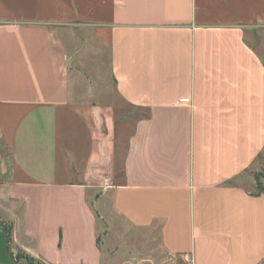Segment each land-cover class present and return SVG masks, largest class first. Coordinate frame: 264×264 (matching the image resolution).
<instances>
[{"label": "crops", "instance_id": "0c3cea01", "mask_svg": "<svg viewBox=\"0 0 264 264\" xmlns=\"http://www.w3.org/2000/svg\"><path fill=\"white\" fill-rule=\"evenodd\" d=\"M263 29L264 0H0V264H264Z\"/></svg>", "mask_w": 264, "mask_h": 264}, {"label": "rangeland", "instance_id": "374dc122", "mask_svg": "<svg viewBox=\"0 0 264 264\" xmlns=\"http://www.w3.org/2000/svg\"><path fill=\"white\" fill-rule=\"evenodd\" d=\"M262 42L264 44V29L262 30ZM84 54H85V52L81 53L80 56H83ZM92 68H93L91 70L92 73L98 71L97 70L98 68L97 69L94 67H92ZM104 71H105L104 67L100 68V72L104 73ZM110 94H111V96H113V98H112L113 105H114V117L113 118H114L115 132H116L115 133L116 145L118 147H121L123 144V141H125V139H126V135L129 134V132L131 131L132 124H134L136 119H138L140 116H142V113H136L135 115H131V113H132L131 110L129 108H127L124 103L120 102V100L112 92ZM96 101H98V100H96L95 98L92 99V102H96ZM122 133H123V135H122ZM248 184L251 187V189H253L252 191H254V193L264 191V154L262 155V166L250 174V179L248 180ZM95 208H96V210L100 211L99 203H95ZM103 229L104 228L101 225L98 228V232L102 233ZM111 236H112V234H111ZM114 239L115 238L112 237L111 240L113 243L110 242V244L113 245L112 247H114V248H112L113 253H114V258H115L113 264H118L119 258H122V256H124V257L127 256L126 255L127 250L120 249V247L121 246L129 247L130 242H129V240H126L127 242H125L123 245H120V244H118V242L117 243L114 242ZM104 255L106 256L105 252H104ZM129 261L132 264L136 263L133 260H129ZM32 262H33V264H40L38 262L37 263H35L34 261H32Z\"/></svg>", "mask_w": 264, "mask_h": 264}, {"label": "trees", "instance_id": "16d2710c", "mask_svg": "<svg viewBox=\"0 0 264 264\" xmlns=\"http://www.w3.org/2000/svg\"><path fill=\"white\" fill-rule=\"evenodd\" d=\"M258 194H264V191H263V192H262V191H261V192H258ZM26 261H27L28 264H33L32 260H29V259H28V260H26Z\"/></svg>", "mask_w": 264, "mask_h": 264}]
</instances>
